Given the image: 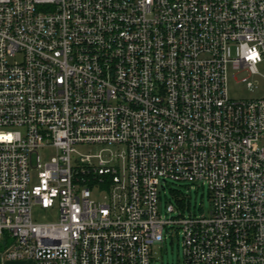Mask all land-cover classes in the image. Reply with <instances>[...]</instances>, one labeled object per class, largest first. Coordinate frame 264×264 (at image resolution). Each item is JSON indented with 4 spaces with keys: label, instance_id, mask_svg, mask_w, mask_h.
<instances>
[{
    "label": "built area",
    "instance_id": "2783aa9c",
    "mask_svg": "<svg viewBox=\"0 0 264 264\" xmlns=\"http://www.w3.org/2000/svg\"><path fill=\"white\" fill-rule=\"evenodd\" d=\"M262 62L264 0H0L2 257L152 264L169 227L183 264H264V95L228 92ZM168 181L207 185L210 214H161Z\"/></svg>",
    "mask_w": 264,
    "mask_h": 264
},
{
    "label": "rangeland",
    "instance_id": "374dc122",
    "mask_svg": "<svg viewBox=\"0 0 264 264\" xmlns=\"http://www.w3.org/2000/svg\"><path fill=\"white\" fill-rule=\"evenodd\" d=\"M259 74L250 75L247 71H237L229 66L228 70V92L231 98L234 99H252L260 98L264 95V62L258 65ZM247 78L246 82L243 79ZM248 82L258 85V89L251 90L248 88ZM102 149L100 145H77L75 153L76 157L94 156ZM43 162H49L56 154L55 149L43 148L39 151ZM37 153L34 155L36 161ZM94 161H97L93 157ZM38 172L31 171V181L36 183ZM210 189L207 185L199 183L187 182H172L163 183L160 187V210L161 214L168 216L167 206L169 204L178 205V199H186L187 205L190 203V210H186L185 215L196 214L208 215L212 209ZM180 194V195H177ZM105 194H102V197ZM93 197L98 198V193H94ZM99 199V198H98ZM100 200V199H99ZM58 210H44L40 206H34L33 219L36 222H49L58 220ZM152 264H183V247L182 236L177 230H171L166 227L165 238L163 242H157L153 246ZM23 261V260H22Z\"/></svg>",
    "mask_w": 264,
    "mask_h": 264
},
{
    "label": "crops",
    "instance_id": "0c3cea01",
    "mask_svg": "<svg viewBox=\"0 0 264 264\" xmlns=\"http://www.w3.org/2000/svg\"><path fill=\"white\" fill-rule=\"evenodd\" d=\"M0 264H35V262L31 260H23V261L6 260L0 254Z\"/></svg>",
    "mask_w": 264,
    "mask_h": 264
},
{
    "label": "trees",
    "instance_id": "16d2710c",
    "mask_svg": "<svg viewBox=\"0 0 264 264\" xmlns=\"http://www.w3.org/2000/svg\"><path fill=\"white\" fill-rule=\"evenodd\" d=\"M177 195H180V194H177ZM179 200V199H178ZM182 201H184V199L182 200ZM181 200H180V202H182ZM3 249V247H0V251Z\"/></svg>",
    "mask_w": 264,
    "mask_h": 264
}]
</instances>
